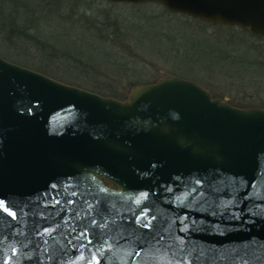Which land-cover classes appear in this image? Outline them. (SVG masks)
<instances>
[{
	"label": "water",
	"instance_id": "obj_1",
	"mask_svg": "<svg viewBox=\"0 0 264 264\" xmlns=\"http://www.w3.org/2000/svg\"><path fill=\"white\" fill-rule=\"evenodd\" d=\"M108 1L156 2L264 38V0ZM197 180L205 193L198 198L208 201L202 207L191 203ZM69 182L118 193L111 198L121 219L143 205L142 192L158 217L152 223L177 232L176 218L186 216L187 230L177 234L198 264H264L263 107H236L178 75L136 85L120 100L0 56V198L23 205ZM9 256L5 247L0 264ZM112 256L104 264L128 261L119 249Z\"/></svg>",
	"mask_w": 264,
	"mask_h": 264
},
{
	"label": "trees",
	"instance_id": "obj_2",
	"mask_svg": "<svg viewBox=\"0 0 264 264\" xmlns=\"http://www.w3.org/2000/svg\"><path fill=\"white\" fill-rule=\"evenodd\" d=\"M84 1L86 3L84 7L78 6L79 8L66 12V7L60 6V0H0V56L29 67L31 70L43 72L62 82L88 88L106 97L126 100L129 92L119 90L116 82H121V79L114 72L121 69L126 71L133 69L124 59L126 54H131L127 50L138 49L128 36V28L132 25L141 27L139 25L141 22L139 19L132 20L115 15L114 9L157 4L169 15L179 13H172L156 2L136 4L112 3L108 0ZM103 2H107L110 8L101 12L95 11L96 8L102 9ZM179 15L186 21L194 22L206 29L234 27L222 24L210 25L188 15ZM243 30L249 31L246 28ZM88 34L104 44L102 49L105 61L97 62L92 57H88L80 46H77L80 43H87ZM152 38L159 44L168 46V57L188 55L190 58H202L206 64L218 62L252 71L257 68L264 70V59L247 60L236 52L225 51L219 44L207 42L196 36L186 37L179 33L171 35L164 31H157ZM66 41L73 43V47L66 46ZM94 42L88 41L92 50ZM131 44L134 45L133 49ZM104 63L109 66H105ZM175 70L182 77H191L200 83L204 81L192 74H185L179 69ZM106 79H111L112 82ZM158 79L145 83H155ZM136 85L140 84H132L131 89ZM214 97L218 96L214 94ZM236 106L264 107V104L243 103Z\"/></svg>",
	"mask_w": 264,
	"mask_h": 264
},
{
	"label": "snow or ice",
	"instance_id": "obj_3",
	"mask_svg": "<svg viewBox=\"0 0 264 264\" xmlns=\"http://www.w3.org/2000/svg\"><path fill=\"white\" fill-rule=\"evenodd\" d=\"M196 185L191 188V203L202 207L208 201L198 198L205 196L200 187L202 181L197 180ZM165 191L173 193L170 187ZM106 193L103 188L93 187L81 191L69 182L63 189L53 184L40 199L23 205L0 198V256L5 247L10 252L4 264L15 259H20L21 264H77V256L87 264H104L114 259L112 253L117 249L127 255L126 264H136L137 260L140 264H156L161 256H168L169 264H198L200 257H192L185 237L177 234L187 230L186 216L176 218L181 225L177 232L152 223L158 217L151 214L149 193L142 192L143 205L129 208L131 215L121 219L122 214L111 198L119 194ZM232 218L239 216L233 213ZM130 247L132 251H128ZM85 251L89 252L88 257L84 256ZM237 264L249 261L239 258Z\"/></svg>",
	"mask_w": 264,
	"mask_h": 264
},
{
	"label": "rangeland",
	"instance_id": "obj_4",
	"mask_svg": "<svg viewBox=\"0 0 264 264\" xmlns=\"http://www.w3.org/2000/svg\"><path fill=\"white\" fill-rule=\"evenodd\" d=\"M60 6L66 7V12L70 9L84 7V0H60ZM103 7L94 9L101 12L108 7L107 2H103ZM78 7V8H79ZM162 8V9H161ZM115 15L140 20L141 27L134 25L128 28L129 38L139 49H133L131 44V54H126L128 66L133 68L130 71L118 70L114 72L120 77L121 82H116L121 91L130 92L132 84H146L155 79L178 75L175 69L196 76L204 80L200 83L196 79L183 77L193 80L217 95L223 101L231 105L239 104H264V70L261 68L248 70L229 64L211 62L206 64L204 60L190 58L187 56L168 57V46L159 44L152 38L157 31H164L171 35L183 34L184 36H196L205 39L207 42L219 44L225 51L236 52L247 60L264 59V38H258L250 31H244L237 26L231 28L209 27L197 25L194 22L186 21L178 15H169L163 11V7L157 4H147L138 7H117L114 9ZM229 26V25H228ZM87 43H80V46L88 57H92L97 62L105 61L104 44L94 36L88 34ZM89 40L95 41L91 49ZM66 46L73 47V43L66 41ZM171 47V46H170ZM170 53V52H169ZM102 63V62H101ZM105 66H109L104 63ZM135 68V69H134ZM108 69V68H107ZM182 77V76H180ZM111 79H106L112 82ZM115 80V79H114ZM90 90L88 88L82 87ZM238 107V106H236ZM264 108V107H263Z\"/></svg>",
	"mask_w": 264,
	"mask_h": 264
}]
</instances>
